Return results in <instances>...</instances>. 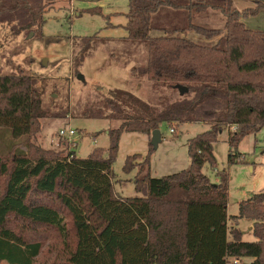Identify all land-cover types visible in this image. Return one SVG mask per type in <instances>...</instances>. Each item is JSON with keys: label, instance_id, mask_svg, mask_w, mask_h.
Returning a JSON list of instances; mask_svg holds the SVG:
<instances>
[{"label": "trees", "instance_id": "16d2710c", "mask_svg": "<svg viewBox=\"0 0 264 264\" xmlns=\"http://www.w3.org/2000/svg\"><path fill=\"white\" fill-rule=\"evenodd\" d=\"M54 2L0 0V21H15L14 34L40 33L44 13ZM127 5L126 37L147 49V64L131 72L154 86H186L187 96L157 106L118 92L135 113L125 112L112 97L84 108L86 118L119 120L120 125L107 131L106 151L94 148L82 158L74 150L63 154L29 141L41 119L58 114L42 107L35 76L0 75V129L12 137L8 151L0 154V262L231 264L230 258L251 257L250 264H264V188L240 201L238 215L230 218L234 225L240 218L253 221L255 239L244 241L237 227H227V173L217 171L218 182L212 183L202 172L205 164L216 167L218 133L227 130L228 162L233 163L240 141L264 127V30L242 22L263 9L264 2L243 9L233 0H128ZM85 11L100 13V8ZM209 11L222 15V28L197 22ZM185 32L217 41L197 43ZM96 36L83 37L80 63ZM162 123L209 128L187 140L190 163L179 172L151 177L152 145L144 157L128 155L126 173L142 158L133 180L142 196L117 195L111 166L120 135H150ZM46 234L59 241L52 245ZM41 257L45 260L38 261Z\"/></svg>", "mask_w": 264, "mask_h": 264}, {"label": "rangeland", "instance_id": "374dc122", "mask_svg": "<svg viewBox=\"0 0 264 264\" xmlns=\"http://www.w3.org/2000/svg\"><path fill=\"white\" fill-rule=\"evenodd\" d=\"M255 1L264 2L233 0V3L243 9L254 6ZM127 3L128 0H55L44 13L45 21L40 33L33 32L32 35V32L23 31L11 33V25L15 21H0V75L21 72L35 76L42 107L51 115L58 114L41 119L40 130L31 135L29 141L43 149L61 150L65 154L69 147L58 136V130L70 124L77 130L74 149L77 156L84 158L94 148L106 151L110 143L107 131L120 125L119 120L86 118L82 115L84 108L105 97H112L119 101L125 112L135 113L136 108L122 101L118 92H130L138 99L157 106L161 102L169 103L187 96L186 91L181 93L176 86H154L144 75L131 72L134 67L147 64V49L126 37L123 26L127 20ZM94 8H100V13L85 11ZM108 22L111 26H107ZM197 22L210 28H222L223 17L217 11H209ZM242 22L247 28L264 30V8L256 15L243 18ZM159 34L158 31H151L152 36ZM92 35L97 36L91 41L80 63L83 37ZM183 35L201 44L211 45L217 41V37L206 39L190 32ZM78 74L83 75V81L78 79ZM208 128L204 123H184L171 128L162 123L159 126L160 142L149 156L151 177H161L187 168L190 163L187 140ZM11 138L8 129H0V154L8 151ZM150 138L151 134L138 132H123L120 135L117 156L111 166L113 189L120 195L137 194L133 180L142 158L135 161L138 166L129 173L123 171V165L128 155L139 153L144 157L151 148ZM19 145L23 147L22 143ZM213 153L216 167L213 169L205 164L202 172L212 183L218 182L217 171L227 173V218L232 224L230 218L238 215L239 202L264 188V127L240 141L237 152H233V155H240H235L233 163L228 162L227 130L217 134ZM249 224L248 219L239 220L238 228L244 241L254 240L248 229ZM45 236L52 245L59 241L51 234ZM232 259L237 261L236 258H230V261ZM43 260L44 257L38 259ZM239 261V264H246L241 258ZM0 264L9 263L1 261Z\"/></svg>", "mask_w": 264, "mask_h": 264}, {"label": "built area", "instance_id": "2783aa9c", "mask_svg": "<svg viewBox=\"0 0 264 264\" xmlns=\"http://www.w3.org/2000/svg\"><path fill=\"white\" fill-rule=\"evenodd\" d=\"M232 128L234 129L235 127ZM58 136L64 140L65 144L69 147V150H74V147L77 145V130L75 128L70 125H64L59 128ZM232 263H236V261L234 260Z\"/></svg>", "mask_w": 264, "mask_h": 264}, {"label": "crops", "instance_id": "0c3cea01", "mask_svg": "<svg viewBox=\"0 0 264 264\" xmlns=\"http://www.w3.org/2000/svg\"><path fill=\"white\" fill-rule=\"evenodd\" d=\"M65 125H70V124H65ZM54 140H52L51 142H53ZM57 144V143H56ZM74 152L76 153V149H74ZM76 155H77V153H76ZM131 182V181H130ZM114 192L117 194V195H119V196H122V197H132V196H142V194L141 193H137L136 195H130V196H124V195H120L119 193H118V191L117 190H115L114 189ZM136 192V191H135ZM228 203V202H227ZM226 212H227V207H226ZM241 219H243V218H240V219H238V221H237V225H234L233 223L232 224H229L230 223V220L228 219L227 220V225H228V227H237L238 228V225H239V220H241ZM244 219H247V218H244ZM249 220V226H248V229L249 230H251L252 229V223H253V221L252 220H250V219H248ZM239 229V228H238ZM240 230V229H239ZM240 232H241V230H240ZM241 234H242V232H241ZM254 237V236H253ZM228 238L230 239V235H228ZM254 239H255V237H254ZM241 259H243V260H245V262H246V264H250L251 263V261L253 260L251 257H243V258H241ZM231 262V264H239L240 263V261H239V259H237V261H236V263H232L233 262V259L230 261Z\"/></svg>", "mask_w": 264, "mask_h": 264}, {"label": "water", "instance_id": "95a60500", "mask_svg": "<svg viewBox=\"0 0 264 264\" xmlns=\"http://www.w3.org/2000/svg\"><path fill=\"white\" fill-rule=\"evenodd\" d=\"M32 34H33V32L30 35H32ZM77 77L79 80H82V81L84 80V77L82 74H78ZM176 87L179 88L181 93L188 91V88L186 86L177 85ZM160 139H161V133H160L159 129H154L151 132V138H150V144L152 145L153 149L157 147L158 143L160 142Z\"/></svg>", "mask_w": 264, "mask_h": 264}]
</instances>
